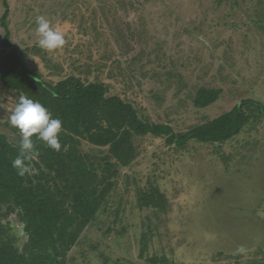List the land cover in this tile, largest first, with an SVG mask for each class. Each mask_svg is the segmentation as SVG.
<instances>
[{
  "label": "rangeland",
  "instance_id": "374dc122",
  "mask_svg": "<svg viewBox=\"0 0 264 264\" xmlns=\"http://www.w3.org/2000/svg\"><path fill=\"white\" fill-rule=\"evenodd\" d=\"M13 49L45 82L75 75L103 80L143 118L176 132L211 120L245 99L264 106V0H9ZM0 0V20L5 11ZM65 38L37 45V17ZM5 29L0 21V40ZM220 88L205 108L193 98ZM19 93L0 83V133L21 134L9 117ZM222 143L183 147L165 136L135 138L138 157L67 255L66 264H264V113ZM93 157L106 147L82 141ZM97 155H100L99 153ZM103 162V158H97ZM159 188L166 210L145 205ZM156 191V190H155ZM16 243L27 239L17 214Z\"/></svg>",
  "mask_w": 264,
  "mask_h": 264
},
{
  "label": "trees",
  "instance_id": "16d2710c",
  "mask_svg": "<svg viewBox=\"0 0 264 264\" xmlns=\"http://www.w3.org/2000/svg\"><path fill=\"white\" fill-rule=\"evenodd\" d=\"M2 1L6 10L0 20L5 29L0 40V83L39 101L62 122V130L59 151L33 134L34 152L27 162L31 173L24 176L12 167L20 155L21 136L12 141L0 133V264H66L68 252L113 190L119 168L138 157L135 138L165 136L167 144L178 147L192 140L222 143L250 122L253 105L264 113L260 102L245 99L230 111L176 132L169 124L143 118L135 105L120 95L109 94L103 80L85 81L69 75L56 83L45 82L13 49L9 0ZM221 93L220 88L202 86L193 98L194 105L208 107ZM82 141L106 147L109 156H102L104 152L99 150L93 157L84 156L79 150ZM143 201L162 210L167 207V198L159 188L145 194ZM12 214L22 220L27 235L21 248L10 231Z\"/></svg>",
  "mask_w": 264,
  "mask_h": 264
},
{
  "label": "clouds",
  "instance_id": "9594fccd",
  "mask_svg": "<svg viewBox=\"0 0 264 264\" xmlns=\"http://www.w3.org/2000/svg\"><path fill=\"white\" fill-rule=\"evenodd\" d=\"M36 33L39 37L37 45L44 50L53 51L65 43L63 33L52 28L44 16L37 17ZM9 122L13 127L18 128L21 134L20 155L12 161V167L18 170L20 176L31 173L30 164L27 162L34 152V143L31 139L33 134H38L37 139L45 142L50 148L60 150L58 134L62 130V122L58 118H53L52 113L39 101L25 95L19 96Z\"/></svg>",
  "mask_w": 264,
  "mask_h": 264
}]
</instances>
